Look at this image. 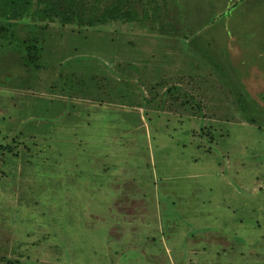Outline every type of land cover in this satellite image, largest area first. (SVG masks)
<instances>
[{"label":"rangeland","instance_id":"rangeland-1","mask_svg":"<svg viewBox=\"0 0 264 264\" xmlns=\"http://www.w3.org/2000/svg\"><path fill=\"white\" fill-rule=\"evenodd\" d=\"M142 1L49 24L42 70L0 46V264H264V0Z\"/></svg>","mask_w":264,"mask_h":264},{"label":"trees","instance_id":"trees-1","mask_svg":"<svg viewBox=\"0 0 264 264\" xmlns=\"http://www.w3.org/2000/svg\"><path fill=\"white\" fill-rule=\"evenodd\" d=\"M141 2L143 3L142 0H0V40L2 41L0 46L6 45L15 51L26 66H33L36 70H42L47 66V61L45 62L43 58V42H45V32H47L49 24L94 28L114 27L119 30V26L138 23ZM21 25L28 29L29 35L25 37L20 35L18 28ZM159 29V32L165 35L176 37L179 35L178 28L174 24L170 26L161 25ZM40 33L43 34V37ZM79 74L72 71L65 75L63 81H58L53 87L61 89L71 97H75V95L86 97L87 92H91V88L84 81L87 77L86 73L81 74L82 77ZM59 75L58 79H62L63 71H60ZM89 77L94 79L91 80V85L95 86V81H97L95 73ZM80 78L82 79L80 80ZM158 84H156L158 88L164 87L162 83ZM165 87L166 89L161 96L170 93L173 101L178 100V98L183 100L191 94L185 90L180 93V86L178 88L172 85ZM77 89L79 92L74 93ZM238 101L240 103L244 101L243 95H239ZM139 103L150 105L149 99L146 98L140 99ZM181 105L189 104L185 101ZM190 106L193 113L205 117L202 109H200V104H197L195 108L193 105Z\"/></svg>","mask_w":264,"mask_h":264}]
</instances>
